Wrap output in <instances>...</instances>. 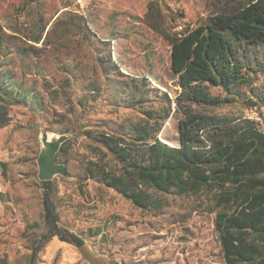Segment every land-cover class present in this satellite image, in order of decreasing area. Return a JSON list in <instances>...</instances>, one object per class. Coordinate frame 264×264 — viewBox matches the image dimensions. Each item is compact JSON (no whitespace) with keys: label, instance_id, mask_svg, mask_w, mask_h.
<instances>
[{"label":"rangeland","instance_id":"rangeland-1","mask_svg":"<svg viewBox=\"0 0 264 264\" xmlns=\"http://www.w3.org/2000/svg\"><path fill=\"white\" fill-rule=\"evenodd\" d=\"M248 1L0 0L7 64L0 68V264H30L33 250L49 234L37 166L40 125L74 135L57 159L74 179L56 177L54 198L62 224L84 237L96 254L113 264H226L216 227L219 209L206 193L150 190L162 208L136 207L107 185L122 167L93 138L129 137L134 127L146 124L162 141L179 145L174 100L181 87L171 70V44L148 21L163 19L180 34ZM151 4L155 10L149 16ZM46 23L54 29L49 40H29ZM256 53L261 64L255 86L263 89L264 47ZM5 71L29 91L40 111L2 101ZM210 112L244 113L264 126V103L248 108L241 99ZM71 250L80 254L51 241L37 264H85L74 262L67 254Z\"/></svg>","mask_w":264,"mask_h":264},{"label":"trees","instance_id":"trees-1","mask_svg":"<svg viewBox=\"0 0 264 264\" xmlns=\"http://www.w3.org/2000/svg\"><path fill=\"white\" fill-rule=\"evenodd\" d=\"M154 10L151 4L149 16ZM80 20L86 23L84 16ZM164 22L148 21L171 44V70L181 87L174 100L180 117L179 145L162 141L146 124L134 127L129 137L93 138L84 133L104 146L121 165L122 173L106 179L107 185L136 207L162 208L150 190L204 192L219 209L216 227L226 264H264V126L244 113L210 112L233 107L241 99L248 108L264 103V88L255 86L261 64L256 52L264 47V0H249L235 10L215 12L198 27H188L180 34L173 33ZM48 27L49 23L44 24L29 40H49L54 29ZM5 38L0 26V68L7 65L3 61ZM2 81V101L7 105L19 103L40 111V104L31 101L29 91L14 81L11 72L5 71ZM212 89L219 93H212ZM171 108L170 100L169 111ZM161 129L159 125L155 133ZM42 185L43 218L49 234L33 250L30 264H37L39 253L54 238L78 249L87 243L62 224L53 182Z\"/></svg>","mask_w":264,"mask_h":264},{"label":"water","instance_id":"water-1","mask_svg":"<svg viewBox=\"0 0 264 264\" xmlns=\"http://www.w3.org/2000/svg\"><path fill=\"white\" fill-rule=\"evenodd\" d=\"M38 141L40 152L37 157L38 178L41 182L53 181L56 177L73 180L64 163H59L57 156L62 147L70 141L74 135L61 134L48 130L42 125L38 126Z\"/></svg>","mask_w":264,"mask_h":264},{"label":"crops","instance_id":"crops-1","mask_svg":"<svg viewBox=\"0 0 264 264\" xmlns=\"http://www.w3.org/2000/svg\"><path fill=\"white\" fill-rule=\"evenodd\" d=\"M51 241L53 244L56 245V247H58V249H62L64 247L67 248L73 247L78 250V248L70 244L61 242L58 238H54ZM79 251L80 254L75 253V251L73 250L69 251L67 254H70L74 258L73 260L74 262L83 261L85 264H113L107 255H102V254L98 255L94 252L95 251L94 248L90 249L88 242L82 247V249H79Z\"/></svg>","mask_w":264,"mask_h":264}]
</instances>
